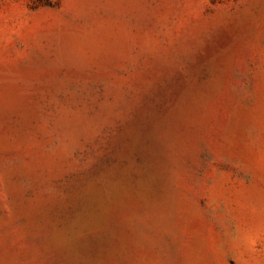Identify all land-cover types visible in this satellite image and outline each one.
<instances>
[{
  "label": "rangeland",
  "instance_id": "374dc122",
  "mask_svg": "<svg viewBox=\"0 0 264 264\" xmlns=\"http://www.w3.org/2000/svg\"><path fill=\"white\" fill-rule=\"evenodd\" d=\"M0 264H264V0H0Z\"/></svg>",
  "mask_w": 264,
  "mask_h": 264
}]
</instances>
